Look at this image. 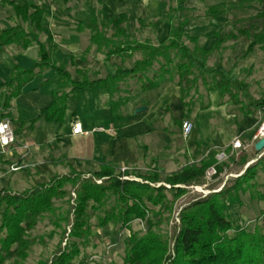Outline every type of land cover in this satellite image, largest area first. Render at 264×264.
<instances>
[{"label": "trees", "instance_id": "16d2710c", "mask_svg": "<svg viewBox=\"0 0 264 264\" xmlns=\"http://www.w3.org/2000/svg\"><path fill=\"white\" fill-rule=\"evenodd\" d=\"M173 1L175 4L169 5L161 18L150 23L153 27L163 21L169 24L168 37L156 45L138 41L127 34L126 12L106 17L102 9L96 10L89 6L88 16L78 23L77 29L88 28L90 43L97 45L105 57L112 54L130 57L135 52L141 53L132 67H118L113 75L93 81H72L70 73L51 60L49 37L43 43L34 30L26 32L19 26L0 30L1 44L19 42L21 48H25L36 43L39 48L34 66L28 70H15L11 80L5 83L7 90L4 106L11 96L17 95L20 87L36 70L53 67L60 73L61 81L71 86V90L69 93L55 94L51 105L42 113L49 119H59L63 114L66 98L75 95L80 88H108L112 95L119 90V83L125 78H142L157 62L158 69L153 78L146 77L141 82L142 89L154 88L165 77L174 76L185 108L193 103V96L198 94V87L202 85L208 93L217 91L221 98L238 106L237 110L241 115L264 111V98L251 96L250 84L234 73V65L227 68L221 62L218 65L208 63L210 54L224 40L242 42L245 48L241 57L252 52L256 46L264 49V0H234L207 7L205 15L212 18L231 8H258L256 13L248 17L233 18V30L216 41L210 49L203 48L197 39L184 34V24L195 17L192 9L186 6L188 0ZM33 8L30 13L31 25L39 30L42 9L36 6ZM19 10L23 17L26 16V7ZM205 106L204 103L202 108ZM223 150L229 154L226 160L231 159L237 165H244L260 153L254 150L255 155L250 156L243 151L236 160L234 152L230 154V146ZM219 151L221 150L213 149L198 164L186 165L163 178L156 170L143 174L126 170L121 173L116 172L113 167L103 165L99 171L88 176L71 168L68 174L54 176L46 183L36 184L21 192L1 190L0 261L3 259L2 252L10 255L16 251L24 258L29 243L26 238L27 230L34 226L38 216L45 213L52 215L55 212V199L66 198L67 208L59 218L64 221L61 238H65V244L64 247L59 245L49 264H72L80 253L78 239L88 241L93 225L104 227L118 222L123 228L130 230V223L135 219L144 220L146 230L143 234L132 232L126 238L122 264H264V233L256 227L247 231L235 226L228 214V205L239 202L242 193L255 187L252 181L256 178L259 166L264 170V156L255 164L247 166L241 175L230 181L228 187L226 182L219 191L199 195L184 204L178 213L179 224L172 237V245L167 237L154 230L161 220L160 215L172 212L175 202L188 191L187 186L205 183V171L208 167L215 166L216 174L213 177L223 171L226 162L217 163L215 158ZM123 176L127 178H122ZM258 196L264 199V193H259ZM93 215L96 217L94 224L90 222ZM54 224L59 225L57 221ZM13 245L16 248L11 251Z\"/></svg>", "mask_w": 264, "mask_h": 264}, {"label": "crops", "instance_id": "0c3cea01", "mask_svg": "<svg viewBox=\"0 0 264 264\" xmlns=\"http://www.w3.org/2000/svg\"><path fill=\"white\" fill-rule=\"evenodd\" d=\"M170 1L173 0H9L0 3V30L15 26L26 32L34 30L43 43L49 37L51 60L67 70L72 81H93L113 75L118 67H132L141 53L105 57L97 45L90 43V30L77 29L78 23L88 16L89 6L102 9L106 17L126 12L127 34L156 45L168 37L169 24L163 21L153 27L150 23L161 18L169 5L175 4ZM232 1L208 3L205 0L206 8ZM35 6L42 9L39 30L31 25L30 13ZM186 6L193 9L194 5ZM23 7L27 9L24 17L19 10ZM242 8L249 7L231 9ZM251 8L258 11L256 6ZM231 9L215 18L206 16L205 12L198 13L199 18H191L184 24V34L210 49L229 33L225 17ZM38 51L36 43L25 48H21L19 42L0 43V120L10 119L15 136V142L5 152H0V191L21 192L46 183L54 176L68 174L71 168L88 176L103 165L113 167L116 172L122 167L133 172L144 165L148 172L169 174L186 165L198 164L213 149L230 146L235 138L248 140L242 141L243 149L259 138H254L256 130H252L257 121L254 114L238 116L236 110L226 111L227 103L222 105L218 101L217 91L209 96V104L205 103L204 108L195 106L194 102L185 108L174 76L165 77L154 88L142 89L141 82L146 77L153 78L154 72L152 76L149 74L151 69L142 78H125L112 95L108 88L82 87L66 98L59 119H49L42 111L51 105L55 94L69 93L71 86L61 81L55 68L47 67L36 70L4 106L5 83L11 80L15 70L33 67ZM138 106H144L145 110L135 112ZM183 121L192 123L187 136L182 133ZM75 122H80L87 133L73 134L71 129ZM98 127L111 128L113 133L95 130ZM11 165L21 168L5 176L11 171L6 172V168ZM166 168L171 169L166 171Z\"/></svg>", "mask_w": 264, "mask_h": 264}, {"label": "rangeland", "instance_id": "374dc122", "mask_svg": "<svg viewBox=\"0 0 264 264\" xmlns=\"http://www.w3.org/2000/svg\"><path fill=\"white\" fill-rule=\"evenodd\" d=\"M210 1L211 0H208V3ZM206 2L205 0L187 1L186 4H189L190 6L194 5L193 9L191 8L192 14L195 15L193 18H199L201 15H198V13L200 14L205 12L207 6ZM171 3H173V1H170V4ZM256 10V8L249 7L248 9H231L229 14L226 13L225 19L227 20L226 24H229V33L233 30L231 25L233 18L248 17L249 15L256 13ZM244 48L245 46L242 42L231 39L224 40L216 48V50L210 54L208 57V63L218 64L221 62L227 68L234 65V73L250 84L251 96L253 98H264V49H260L256 46L252 52L248 53L245 57H241ZM157 67L158 65L154 64V66L151 67L149 74L151 75L155 72ZM214 92L216 91H211V93L208 94L204 87L199 85L198 94H194L193 96L195 106H200L201 108L204 103L209 104V96ZM192 95L193 91H191V96ZM220 98H218V101H220L222 105L227 103L226 111L236 110L238 116H240V113L237 110L238 106L231 104V102L227 101L226 98ZM254 116L257 118V121L252 127V130H258L259 127L264 124V111H257ZM196 119L197 117H195V120ZM240 140L241 142H248L247 139L242 140L240 138ZM253 144L254 143L251 142L245 149L236 150L233 153L235 159L237 160L238 156L243 151L247 152L250 156L255 155ZM231 153L232 152H230V154ZM262 156H264V152L258 153L256 157L250 159L252 160L250 164H255ZM225 162L226 165H224L223 171L218 176L212 177L209 180L205 179V183L201 185L187 186L188 191L175 202L172 212H165L160 215L161 220L154 230L167 237L170 245H172V237L177 231L179 224L178 213L180 208L188 201L198 197L199 195L219 191L226 182V186L228 187L231 184L230 181L241 175L246 167L250 165H247L248 163H245L244 165H237L231 159L225 160ZM181 163L182 162H180L177 166ZM262 165H264V161H262ZM171 167L172 169L176 168V166ZM169 169L171 168H166V171ZM8 170L10 171V167H8V169L6 168V172ZM133 172L143 174L147 173L148 170L143 165V167ZM8 174H12V171L7 172L5 176H8ZM164 175H166V172L161 174V178H163ZM252 182L255 183V187L248 189L245 193H242L239 202L229 204L228 214L235 226L238 225L247 231H252L256 227L260 230V232L264 233V199H260L258 196L259 193H264V170L261 169V166L258 167L256 178ZM72 195L74 194L72 193ZM65 199L66 198L55 199L53 202L55 212L52 215L50 213H45L38 216L34 226L27 230L26 238L29 243L25 250L26 255L24 258H21L16 251H13L16 248V245H13L10 248V250L13 251L12 254L8 255L5 252H2L3 259L0 261V264H41L43 262H47V264H49L50 259L52 258L54 252L58 249L59 245L64 247L65 244V238L63 240L61 238L64 221L59 219L64 215L67 208ZM1 208L2 206H0V209ZM55 221L59 223L58 226H55ZM90 222L92 224L96 222V217L94 215L91 216ZM124 229L125 228H123L118 222L109 223L104 227H97L93 225L92 235L88 241L78 239L80 253L73 259L72 264H122L125 253V241L128 237V231H125ZM145 230L146 226L144 220L135 219L130 223L129 233L138 232L139 234H143ZM120 232L121 235H119Z\"/></svg>", "mask_w": 264, "mask_h": 264}, {"label": "built area", "instance_id": "2783aa9c", "mask_svg": "<svg viewBox=\"0 0 264 264\" xmlns=\"http://www.w3.org/2000/svg\"><path fill=\"white\" fill-rule=\"evenodd\" d=\"M9 0H0V3L2 2H6ZM262 126H264V124H262L258 130H256V134L254 136V138L257 137H262L264 136V134H261L260 130L262 128ZM181 128H182V133L184 136H187L191 129H192V123L189 121H183L181 124ZM95 130L98 131H106L108 133H113V130L111 128H103V127H98ZM71 132L73 134H81V133H87V131H84L82 128V125L80 122H75L72 126ZM15 142V136H14V132L11 126V121L9 118H3L0 120V152L3 153L5 152L6 148L9 147L10 145H12ZM231 152L235 151V150H239V149H243V143L241 142V140L239 138H235L231 144ZM24 147H27L26 145ZM229 154L226 153V151L221 150L218 153H216L215 158L217 160V163L222 162L224 160H226L228 158ZM21 166L19 165H11L10 166V170L11 171H16L18 169H20ZM126 170V167H122L120 169V172L123 173ZM216 174V168L214 165H211L210 167H208L205 171V179H211L214 175ZM122 178H127L126 176H123ZM97 182H100V180H97ZM125 231H128V236H129V230L127 228L124 229ZM119 235H121V232L119 233Z\"/></svg>", "mask_w": 264, "mask_h": 264}, {"label": "water", "instance_id": "95a60500", "mask_svg": "<svg viewBox=\"0 0 264 264\" xmlns=\"http://www.w3.org/2000/svg\"><path fill=\"white\" fill-rule=\"evenodd\" d=\"M145 110L144 106H138L135 108V112H140ZM254 149L256 151L264 152V136L260 137L255 143H254ZM252 161H250L247 165H249ZM246 165V166H247Z\"/></svg>", "mask_w": 264, "mask_h": 264}, {"label": "bare ground", "instance_id": "6f19581e", "mask_svg": "<svg viewBox=\"0 0 264 264\" xmlns=\"http://www.w3.org/2000/svg\"><path fill=\"white\" fill-rule=\"evenodd\" d=\"M260 132H261V134H264V126H262Z\"/></svg>", "mask_w": 264, "mask_h": 264}]
</instances>
